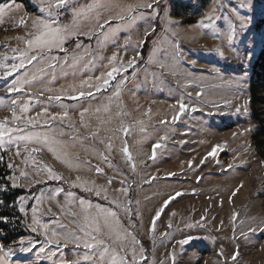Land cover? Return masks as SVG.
I'll return each instance as SVG.
<instances>
[{"label": "rangeland", "instance_id": "obj_1", "mask_svg": "<svg viewBox=\"0 0 264 264\" xmlns=\"http://www.w3.org/2000/svg\"><path fill=\"white\" fill-rule=\"evenodd\" d=\"M5 2L8 0H0V3ZM89 2L91 0H69L57 10L58 23L72 25L73 10ZM138 2L142 0H121L125 5ZM143 2L152 3L153 7L140 9L144 18L130 27H117L130 23L128 14L120 21L114 18L116 12L102 11L100 23L113 17L103 31L95 19L81 21L70 29L62 45L67 51L56 48L44 51L42 60L26 65L6 79L2 78L3 70H0V120L8 117V127L20 129L14 136L39 132L54 137L57 143L51 146L56 153L69 163L79 165V170L69 167V163L57 159L44 143L14 140L0 149V162H5L9 169L10 185L9 177L15 176L19 178L16 188L31 190L21 196L25 198L22 203L27 215L19 211L18 200L16 211L34 237H21L24 245L19 243L21 238L15 239L12 245H4L0 240L5 252L10 250V264H53V261L60 264L61 259L69 264L77 260L87 264L82 259L83 246L77 248L71 242L64 245L62 241L59 251L56 246L48 245L38 256V249L45 243L44 229L38 228L33 233L29 227L35 197L43 193L44 200L36 205L41 223L57 232L70 229L78 232V218L67 211L69 205L65 198L69 191L77 198L72 207L78 205V198H83L93 205L113 207L118 212L122 226L138 242L135 244L137 260L143 248L146 259L140 264H264V146L258 150L252 140L257 124L252 118L250 102L252 85L256 96L264 99V70L254 64L258 54L264 51V0H244L243 6L241 0H208L204 5H201L203 0ZM14 3L18 7L6 13L0 22V63L8 65L19 60L4 61V55L18 56L12 49L27 47L17 39L29 38L27 29L18 24L19 19L23 17L31 28V19L47 17L46 11H42L46 7L45 0H27V3L14 0ZM178 4L189 6L183 8L184 16L176 15ZM213 7L216 9L214 26L201 28L199 21ZM153 9L158 12L159 28L146 38L154 27ZM196 11L198 13L194 14ZM237 13L245 19H238ZM168 20L178 23L169 24ZM233 25L235 34L229 45L226 35ZM108 27L115 32L105 38L103 32H107ZM172 32L177 35L173 36ZM143 41L148 49L141 58L139 48ZM114 54L117 60L111 61ZM81 57V62L73 66V60ZM130 59L136 62L128 67ZM89 60L92 63L84 67ZM50 64L57 67L51 69ZM112 67H127V71L116 74L109 86L97 92L95 87L103 81L96 77L103 74V78H107L106 73ZM40 68L45 69L43 77L38 76L21 93H8V85L16 76L23 78L25 71L29 75L38 74ZM84 81L87 84L82 87ZM88 84L94 87L90 89ZM117 86L119 97L115 95ZM79 91H92L93 95L77 100L67 98ZM28 95L33 99L29 111L22 113L20 107L28 100ZM57 95L62 97L61 101L48 99ZM14 100L19 101L17 115L34 118L35 125L26 124L25 119H11ZM179 102L187 107L173 119L179 113ZM105 107L109 111L106 112ZM53 115L56 119H51ZM97 130L98 136L93 138L91 133ZM108 143L112 145L111 150ZM125 144L131 161L122 151ZM217 144L224 145L223 149L217 150L215 156H208ZM154 145L159 146L153 158ZM33 148L41 151L32 152ZM9 164L13 167L9 168ZM45 165L63 178L48 179ZM95 166L102 168L103 174H97ZM21 170L29 174L28 178L20 177ZM77 176L88 181L86 186L93 191L73 186ZM108 178H111L110 184ZM101 187L104 191L97 196L96 189ZM57 188L63 191L55 200L48 199ZM122 188H127L126 195L119 191ZM177 192L181 195L175 197ZM170 197L175 198L169 200ZM113 200L123 207L110 204ZM129 200L131 205H128ZM166 200L169 203L156 220L153 231V217ZM60 205L64 206V211ZM124 207H131V220ZM234 214H238L235 220ZM189 224L194 226L189 228ZM189 236L194 239L188 244L178 243ZM29 239L36 242V246L32 251H22V247L30 246ZM126 246L129 249L133 246L130 237ZM50 252H56L52 259L48 258ZM236 252L238 255L233 261L231 257ZM128 259H132L130 251Z\"/></svg>", "mask_w": 264, "mask_h": 264}, {"label": "snow or ice", "instance_id": "obj_2", "mask_svg": "<svg viewBox=\"0 0 264 264\" xmlns=\"http://www.w3.org/2000/svg\"><path fill=\"white\" fill-rule=\"evenodd\" d=\"M244 0H241V4L243 6ZM250 2V0H249ZM46 7L42 8V11H46L47 17L43 16H37L33 19H31V28H28L26 20L21 17L18 21V24L20 26H24L27 29V37H17V39L22 40L27 47L25 49H20L19 47L12 49L13 52L18 53V56H13L9 58L7 55L3 56V60L7 61L8 59H12L13 61L19 60L18 63H12L11 65L0 63V70H3V77L7 78L10 76H13L15 73H18L21 69H25L26 65H33V62H39L43 59L41 56V53L44 51L51 52L52 49L56 48L60 51H67L62 47L67 35L69 34V31L71 28H76L78 24L81 21H88L91 19H95L98 25V28L103 31L106 25L111 24V20L113 17H109V19H105L103 23H100L101 19V12L102 11H108V12H116L117 15L114 17L115 19H118L120 21H123L125 19V13L128 14L130 17V23L128 25H117V27L124 26V27H130L132 23H134L138 19L144 18V13L140 12L139 10L142 8L148 9L152 8L153 4L148 2H138L136 4H122L121 0H91V2L86 3L83 7L79 9L73 10V22L72 25H61L58 23V16H57V10H59L61 7L65 6L69 3V0H45ZM153 3H155V0H153ZM18 6L15 5L14 0H8V2L0 3V22H3V17L6 13L12 11L13 9L17 8ZM235 11V10H233ZM215 7L212 8L211 11H209L200 21L199 26L201 28H209L213 27L215 24ZM156 10L153 9V15H156ZM237 18L243 21L245 18L240 17L237 13ZM207 21V23H205ZM169 24L172 23H178L172 20H168ZM171 31V29H169ZM115 29L108 27L107 32H103V35L105 38L108 37L110 33H114ZM75 34V33H73ZM235 34V26H231L230 31L226 35V39L229 45H231L233 38ZM147 35V33H146ZM173 36H176V32H172ZM80 45L77 44V48H79ZM217 52H220L221 55H223L222 51L217 48ZM34 53V54H31ZM52 59H58L56 57H53ZM83 57L74 59L73 60V66L79 64ZM92 59H95L93 57ZM117 55L114 54L111 57V61H116ZM135 59H130L127 62V66L131 67L135 64ZM65 63H67V58L65 59ZM92 63L91 60L88 61V63L84 64V67H88ZM49 68L55 69L57 67L56 64H50L48 65ZM121 71L126 72L127 67H112L107 73L106 77H96L97 80L102 79V84L95 87V90L98 92L102 88H105L106 86H109L110 81L115 79V75L120 73ZM45 74V69L40 68L38 69V74L33 73L29 75L27 71L23 73V78L20 76H16L12 82L8 85V93H21L26 85H30L32 81H35L39 77H43ZM84 84H87V81L82 82L81 86L83 87ZM88 87L91 89L94 86L91 84H88ZM40 95H43V92L40 93ZM92 91H79L77 95L75 96H68V99L71 100H77L79 98L85 97V96H92ZM115 95L119 97L120 91L119 86L116 88ZM200 93H197V96H199ZM32 96L28 95V100L24 101L20 107V111L22 113H27L29 111L30 101L32 100ZM49 100H56L61 101L62 97L60 95L57 96H49ZM19 103V101L14 100L12 101V108L11 111V119L13 121H19L22 119H25L24 116H18L16 112V105ZM186 105L182 102H179V113H177L176 117H173V119H177L180 114L184 113L186 109ZM106 112L109 111L107 107L104 109ZM196 109H193L195 111ZM247 111V108L244 109ZM45 112H47V109H44ZM97 112L100 111V109L96 110ZM237 112L240 111V108L236 109ZM84 112H87V109L84 110ZM84 112L81 113V117L84 116ZM40 115V114H37ZM64 116H67V112L64 113ZM51 119H56V116L53 115ZM9 118L5 117L3 120H0V149H4L5 144L11 143L14 140H24L26 142H35V143H44L46 145H49L48 150L50 152H53V154L56 156L57 159H62V162L69 163L67 159H63L61 155H58L56 153V149L52 147L51 145L56 144L57 140L53 137L50 138L46 133H39V132H30L27 135L23 136H14V132L20 131V129H14L12 127H8ZM25 123L29 125H35L36 120L32 117H27L25 119ZM47 123V122H45ZM163 123V121H162ZM125 133L127 132V129H122ZM98 131H94L91 133L92 137L95 138L98 136ZM103 142V141H102ZM159 145L153 146V158L155 157V148ZM107 147L109 150H111L112 145L111 143L107 144ZM224 145L217 144L213 146L211 152H209L208 156H215L217 153V150H222ZM41 151L40 148H33L32 152H39ZM124 155L127 157L129 161H131L132 157L129 153L128 147L125 144V146L122 149ZM17 155H20V152L17 151ZM31 155V153H29ZM67 153L64 154L66 156ZM2 159V157H0ZM103 159L107 160V157H103ZM189 165L192 164V161L188 162ZM204 163V160H201V164ZM35 167V165H33ZM13 165L9 164V168H12ZM45 170L47 172L48 179L53 180H61L63 177L56 173L51 167L45 165ZM69 167H75L76 170H79V165H73L69 163ZM135 165L133 164V168ZM231 167V165H229ZM95 171L97 174H103V169L95 166ZM39 174V171L37 172ZM28 173L24 170L20 171V177L28 178ZM169 175H174L170 173ZM9 179L12 180V186L17 187V180L18 177L12 176L9 177ZM197 179H200L199 177ZM36 183H40L39 180L35 181ZM109 184L112 182L111 178H108ZM89 182L86 180H81L79 176L76 177V180L73 181V186H84L85 191H93V188H89L86 185ZM121 183H123L121 181ZM238 190V189H237ZM63 191L62 188H57L52 196L48 197V199L55 200L56 196L59 195ZM104 191V189L101 187L99 189H96V195L100 196L101 192ZM119 191L123 192L125 195L127 194V188H122ZM181 193L177 192L175 193V197L180 196ZM233 195H235V192H233ZM175 197H170L169 200L174 199ZM43 193L40 196L35 197L36 205H39L44 200ZM107 199V196L104 197ZM24 197H19L18 201L20 202L19 211L21 213H24L27 215L26 210L23 206V200ZM66 201L69 205L68 208V214L71 215L74 218H78V228L79 231L77 232L74 229L67 230L65 232H57L54 228L49 229L48 224H42L41 221L37 217L38 208L36 205L33 206L31 209L32 211V223L29 225L31 228V231L33 233H36L38 231V228H43L44 232L43 235L45 236V243L43 246H41L38 249L37 255L39 256L40 253H44L45 249L48 245L55 244L57 245V251L60 250V247H62V241L64 242V245L67 243H75L76 247L79 248L81 245L85 249V252L82 256V259L87 262V264H140L141 260H145L146 258L143 256V248L141 247V255L140 259L137 260V252L135 248V244L138 243L136 241L135 236H133L131 233L127 232V230L122 226V222L120 220V217L118 215V212L113 207H104L99 204L93 205L90 201H86L83 198H78L79 203L75 207H72L74 204L75 196L74 193L69 191L66 195ZM169 200L164 201V206H162L159 210L156 211L155 216L153 217L152 221V230L155 231L156 227V220L161 216L164 207H166L169 203ZM3 201H0V204H2ZM131 201H128V205H131ZM138 203V202H137ZM110 204L117 205V207H123L122 205H119L117 201L113 200L110 201ZM61 211H64V206L60 205ZM123 210L128 215L129 220H131L132 215V209L131 207H124ZM51 211V209H49ZM138 214V212H137ZM238 214L233 215V220L236 219V216ZM7 217H0V220H3L7 222ZM57 224H59V221H56ZM194 225L189 224L187 227L191 228ZM61 227H64L61 225ZM169 227H171V222H169ZM249 231H254V229H249ZM50 233V234H49ZM164 235H168V233H164ZM241 235H244L243 233ZM131 238L133 242V246L129 249L126 246V241ZM194 239L193 237L189 236L186 239L178 241V243L183 246L185 244H188L190 240ZM20 245L25 244V240L21 238L19 241ZM27 243L30 245L29 247H22V251H32V248L36 246V242L29 239ZM238 247V246H237ZM131 253V261L128 259V253ZM9 252H5L4 246L0 245V264H10V258H9ZM223 255V253H221ZM238 255V252L234 253L231 257L233 261L236 260ZM56 256V252H50L48 254V258L52 259ZM172 260L175 261V254H172ZM53 264H55V261H53ZM60 264H69L68 261L61 259ZM71 264H80V261H73Z\"/></svg>", "mask_w": 264, "mask_h": 264}, {"label": "trees", "instance_id": "obj_3", "mask_svg": "<svg viewBox=\"0 0 264 264\" xmlns=\"http://www.w3.org/2000/svg\"><path fill=\"white\" fill-rule=\"evenodd\" d=\"M19 2L27 3V0H16ZM172 1V0H171ZM208 0H203L201 5H204ZM183 8H189L186 4H178L176 15H185L183 12ZM198 13V11L194 12ZM189 21V20H188ZM154 27L151 33H149L147 37H151L156 33L159 28L158 24V12L153 17ZM148 44L143 41L142 45L139 48V54L141 58L145 56V53L148 49ZM255 65L264 70V51H261L256 58ZM71 101V100H69ZM251 106H252V118L254 122L257 124V129L252 135V140L254 145L258 150H261L262 146H264V99H259L256 96L255 89L252 85V92L250 98ZM9 169L5 162H0V201H3L0 204V217H7V222L0 220V240L4 245H12L15 239L29 236L34 237V235L26 228L22 217L16 211V202L19 197L23 196L31 192L29 189L25 191L21 188L12 187L8 180ZM145 254H147V250H145Z\"/></svg>", "mask_w": 264, "mask_h": 264}, {"label": "water", "instance_id": "obj_4", "mask_svg": "<svg viewBox=\"0 0 264 264\" xmlns=\"http://www.w3.org/2000/svg\"><path fill=\"white\" fill-rule=\"evenodd\" d=\"M52 246H56V247H58L57 245H55V244H51Z\"/></svg>", "mask_w": 264, "mask_h": 264}]
</instances>
